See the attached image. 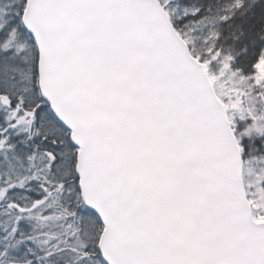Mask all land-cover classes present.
<instances>
[{
  "label": "snow or ice",
  "instance_id": "6c2138e0",
  "mask_svg": "<svg viewBox=\"0 0 264 264\" xmlns=\"http://www.w3.org/2000/svg\"><path fill=\"white\" fill-rule=\"evenodd\" d=\"M0 264H264V0H0Z\"/></svg>",
  "mask_w": 264,
  "mask_h": 264
}]
</instances>
